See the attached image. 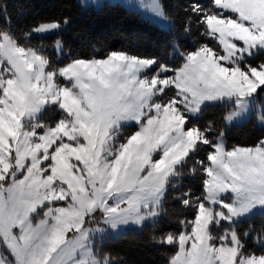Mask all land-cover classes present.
I'll use <instances>...</instances> for the list:
<instances>
[{"label":"snow or ice","instance_id":"6c2138e0","mask_svg":"<svg viewBox=\"0 0 264 264\" xmlns=\"http://www.w3.org/2000/svg\"><path fill=\"white\" fill-rule=\"evenodd\" d=\"M140 7L180 20L162 53L85 55L0 0V264H127L108 241L146 227L164 264H264V132L227 140L264 125V0Z\"/></svg>","mask_w":264,"mask_h":264},{"label":"trees","instance_id":"16d2710c","mask_svg":"<svg viewBox=\"0 0 264 264\" xmlns=\"http://www.w3.org/2000/svg\"><path fill=\"white\" fill-rule=\"evenodd\" d=\"M4 2L8 4L10 11L15 9L13 22L22 27L32 24L39 16H54L62 13L71 17V25L60 35L63 36L66 44L72 45L74 50L85 55L99 54L108 48L122 46L138 51L162 53L171 33L178 31L180 26V20L177 18L175 28L171 26L161 28L142 17L138 11L126 8L119 2H103L97 8L92 6L82 8L77 0H4ZM162 2L169 4V0ZM21 11L22 15L16 14ZM174 11L175 9L169 6L170 14ZM133 33L139 34L142 39L135 43L125 39ZM42 39L51 51L50 46L54 36L49 35ZM223 112L220 107L208 108L205 110V118H213L219 122ZM262 132L264 127L257 125L254 117H251L243 124L228 129L227 140L229 144L251 143ZM256 223H260L259 218L256 219ZM150 235V229L147 227L142 232L129 230L117 238H111L108 246L119 253L127 264H164L171 249L153 245L150 242Z\"/></svg>","mask_w":264,"mask_h":264},{"label":"rangeland","instance_id":"374dc122","mask_svg":"<svg viewBox=\"0 0 264 264\" xmlns=\"http://www.w3.org/2000/svg\"><path fill=\"white\" fill-rule=\"evenodd\" d=\"M77 2L80 4V6L82 8H86L88 6H92L94 8H97V7L101 6L103 4V2H108V3L119 2L126 8L138 11L142 17L149 19L150 21L154 22L157 26H159L161 28H168L170 26V25L164 23L163 21H160L155 16H153L151 14V12L146 7H140L141 3H143L144 5H148L150 3V0H130L132 7L125 6V4L129 2V0H77ZM251 117H254L257 125L264 127V125H261L260 122L255 118V115L250 116L247 120H249ZM238 125H240V124H238ZM231 127H229L228 129H230ZM118 236H114L112 238H117Z\"/></svg>","mask_w":264,"mask_h":264}]
</instances>
